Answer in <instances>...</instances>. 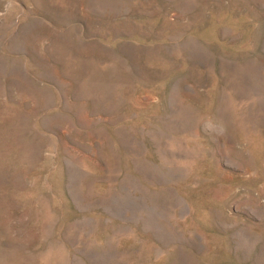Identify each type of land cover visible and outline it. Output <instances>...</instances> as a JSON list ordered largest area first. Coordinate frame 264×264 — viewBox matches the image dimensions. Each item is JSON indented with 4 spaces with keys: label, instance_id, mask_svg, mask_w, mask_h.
Masks as SVG:
<instances>
[{
    "label": "rangeland",
    "instance_id": "374dc122",
    "mask_svg": "<svg viewBox=\"0 0 264 264\" xmlns=\"http://www.w3.org/2000/svg\"><path fill=\"white\" fill-rule=\"evenodd\" d=\"M0 264H264V0H0Z\"/></svg>",
    "mask_w": 264,
    "mask_h": 264
}]
</instances>
